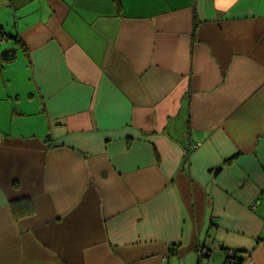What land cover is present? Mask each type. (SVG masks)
<instances>
[{
    "label": "crops",
    "instance_id": "1",
    "mask_svg": "<svg viewBox=\"0 0 264 264\" xmlns=\"http://www.w3.org/2000/svg\"><path fill=\"white\" fill-rule=\"evenodd\" d=\"M0 27V264H264V0H0Z\"/></svg>",
    "mask_w": 264,
    "mask_h": 264
},
{
    "label": "water",
    "instance_id": "2",
    "mask_svg": "<svg viewBox=\"0 0 264 264\" xmlns=\"http://www.w3.org/2000/svg\"><path fill=\"white\" fill-rule=\"evenodd\" d=\"M16 48H5L1 51V55L4 60H11L14 58ZM222 169V166H218L215 168V174L219 173Z\"/></svg>",
    "mask_w": 264,
    "mask_h": 264
},
{
    "label": "trees",
    "instance_id": "3",
    "mask_svg": "<svg viewBox=\"0 0 264 264\" xmlns=\"http://www.w3.org/2000/svg\"><path fill=\"white\" fill-rule=\"evenodd\" d=\"M2 37L5 38L6 37V33H5L4 29L2 27H0V39ZM191 150H192V148L188 149V152L190 153ZM233 254H235L234 257H237L236 260H235V262H234V264H241L242 259H240L241 257L237 255V251L234 250L233 251Z\"/></svg>",
    "mask_w": 264,
    "mask_h": 264
},
{
    "label": "built area",
    "instance_id": "4",
    "mask_svg": "<svg viewBox=\"0 0 264 264\" xmlns=\"http://www.w3.org/2000/svg\"><path fill=\"white\" fill-rule=\"evenodd\" d=\"M230 253V252H229ZM233 254V251L230 253ZM236 260V259H235ZM235 260L231 261L229 264H234Z\"/></svg>",
    "mask_w": 264,
    "mask_h": 264
}]
</instances>
